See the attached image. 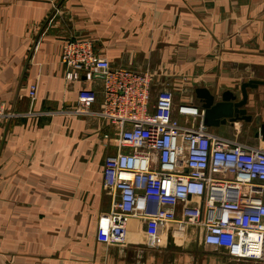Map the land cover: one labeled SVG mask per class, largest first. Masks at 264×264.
Masks as SVG:
<instances>
[{
	"label": "crops",
	"instance_id": "0c3cea01",
	"mask_svg": "<svg viewBox=\"0 0 264 264\" xmlns=\"http://www.w3.org/2000/svg\"><path fill=\"white\" fill-rule=\"evenodd\" d=\"M68 38L91 40L114 68L149 70L176 105L201 108L198 87L239 101L243 83L264 81V0H0V264H264V250L238 258L178 223L149 236L133 219L125 244L107 243L103 172L117 129L73 111L83 88L99 107L103 81L66 79ZM247 90L250 120L206 127L264 150V84Z\"/></svg>",
	"mask_w": 264,
	"mask_h": 264
},
{
	"label": "built area",
	"instance_id": "2783aa9c",
	"mask_svg": "<svg viewBox=\"0 0 264 264\" xmlns=\"http://www.w3.org/2000/svg\"><path fill=\"white\" fill-rule=\"evenodd\" d=\"M61 60L66 79L103 81L78 94L77 114H96L117 129L118 152L105 160L103 185L112 195L102 230L112 245L126 243L133 219L156 236L163 223L197 227L206 244L238 258L264 250V150L215 136L193 102L175 104L169 89L153 91L154 74L114 68L91 40L68 38ZM99 75V76H98ZM32 84L30 97L36 98Z\"/></svg>",
	"mask_w": 264,
	"mask_h": 264
},
{
	"label": "water",
	"instance_id": "95a60500",
	"mask_svg": "<svg viewBox=\"0 0 264 264\" xmlns=\"http://www.w3.org/2000/svg\"><path fill=\"white\" fill-rule=\"evenodd\" d=\"M264 84L261 80H251L242 84V99L237 100V96L232 92H225L222 100L217 101L216 96L205 87H198L195 90L196 97L201 102V108L204 111L203 122L205 126H218L226 123L228 120L251 118L247 115L244 105L248 100V88H256ZM261 132L264 134V124L261 126Z\"/></svg>",
	"mask_w": 264,
	"mask_h": 264
}]
</instances>
